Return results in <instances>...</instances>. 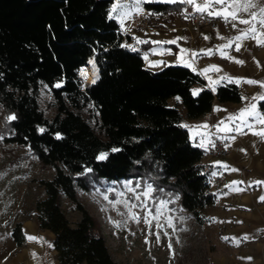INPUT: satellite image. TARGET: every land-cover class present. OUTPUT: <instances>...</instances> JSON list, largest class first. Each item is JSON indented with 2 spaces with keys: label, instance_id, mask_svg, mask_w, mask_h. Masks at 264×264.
Masks as SVG:
<instances>
[{
  "label": "trees",
  "instance_id": "16d2710c",
  "mask_svg": "<svg viewBox=\"0 0 264 264\" xmlns=\"http://www.w3.org/2000/svg\"><path fill=\"white\" fill-rule=\"evenodd\" d=\"M112 3L0 0L2 138L26 147L54 169L51 178L40 182L44 197L34 204V219L38 229L52 233L58 264H124L112 258L96 220L77 201V190H87L93 176H141L174 192L179 206L198 223L210 221L202 212L215 204L204 172V152L192 144L179 106L193 119L207 114L214 100L241 101L236 84L218 85L213 92L187 67L148 70L143 57L123 46L131 38L119 33L110 15ZM142 5L163 22L183 8L180 2ZM90 61L95 72L81 89L78 71ZM196 84L202 86L194 95ZM42 86L54 101L51 118L38 103ZM174 97L179 100L171 105ZM257 106L264 116V99ZM101 153H107L103 160L97 159ZM60 194L80 213L73 225L60 207ZM10 236L16 246L24 243L20 221L11 227Z\"/></svg>",
  "mask_w": 264,
  "mask_h": 264
},
{
  "label": "crops",
  "instance_id": "0c3cea01",
  "mask_svg": "<svg viewBox=\"0 0 264 264\" xmlns=\"http://www.w3.org/2000/svg\"><path fill=\"white\" fill-rule=\"evenodd\" d=\"M148 1L156 0H113L112 6L117 4L118 8L116 12H111L122 35L136 39L148 53L144 60L148 70L180 65L198 73L204 81L203 86L213 92L218 85L225 83L236 84L240 91V102L214 100L210 111L198 118H186L184 109L181 110L182 125L187 129L192 144L204 153L212 144L211 124L218 133L230 136L227 155L211 160L212 166H220L226 171L228 186L224 191L214 193V206L203 209V213L210 218L208 222L214 224L220 237L215 264H264V201L260 199L264 196V183H254L264 181V136L254 134L264 128V124L256 119L263 116L257 102L264 97V87L261 86L264 84V44L257 43L259 36L253 38L251 33L243 35L248 31V24L239 23L238 19L226 20L219 15H209V12L222 8L220 4H213L212 0H207L211 6L203 13L216 22L214 28L194 29L183 6L182 11L174 14L168 22L161 21L158 13L149 12L148 28L137 32L131 23V10L137 4ZM227 2L239 5V19H249L255 9L254 6L245 9L249 0ZM195 3L202 5L205 0H195ZM251 3L254 5V0ZM256 28L258 32H264L258 22ZM238 36L241 37L239 40L236 39ZM226 44L230 46L224 47ZM196 86L200 89L202 85ZM172 100L170 98L169 102ZM253 104L256 105L255 114L246 116V122L229 120V117L238 116L241 110ZM221 121L224 123L221 124ZM202 125L207 127H200ZM248 125H251V130ZM225 126L233 130L221 131ZM238 126L241 132L235 130ZM234 181L237 183L234 184ZM18 221L21 222L25 241L21 246H16L10 236L11 228L0 233V264H58L56 251L52 247V233L38 229L36 221L31 218ZM28 236L42 239L30 241Z\"/></svg>",
  "mask_w": 264,
  "mask_h": 264
},
{
  "label": "rangeland",
  "instance_id": "374dc122",
  "mask_svg": "<svg viewBox=\"0 0 264 264\" xmlns=\"http://www.w3.org/2000/svg\"><path fill=\"white\" fill-rule=\"evenodd\" d=\"M254 8L258 18H262L260 9L264 8V0H254ZM78 75L82 79L80 87L84 89L89 85H83L87 83L89 76L86 75L85 78L80 70ZM196 90L200 89L194 85L192 92ZM37 98L45 116L51 118L56 110L45 86L40 88ZM176 99L179 100L174 97L170 104ZM179 108L183 110L181 105ZM4 118L5 114L0 109V233L10 229L18 220H35L34 204L44 197L40 182L51 178L54 173L51 166L42 164L26 147L3 141ZM92 125L96 127L93 120ZM149 187L151 192L148 191ZM76 198L96 220L98 231L103 236L110 255L118 262L215 264L220 237L214 224L198 223L179 206L178 196L174 192L155 186L151 180L137 175L119 180L93 176L89 178L87 190H77ZM59 204L73 225L80 216L75 204L62 194L59 195ZM155 216L158 219H153ZM145 217L150 223H145ZM117 223L119 227L116 226Z\"/></svg>",
  "mask_w": 264,
  "mask_h": 264
},
{
  "label": "built area",
  "instance_id": "2783aa9c",
  "mask_svg": "<svg viewBox=\"0 0 264 264\" xmlns=\"http://www.w3.org/2000/svg\"><path fill=\"white\" fill-rule=\"evenodd\" d=\"M183 6L194 29H211L216 26V22L209 15L197 12L191 4L184 2ZM138 7L139 11H137V7L131 10L130 19L135 30L137 32H142L148 28L149 10L143 5H138ZM119 33L122 34L120 31ZM122 43L128 51L137 53L143 57V60L148 56V53L141 47L136 39L130 41L124 40ZM210 131L213 135L212 144L206 149L202 161L204 172L207 175L208 187L212 193H218L227 188L229 183L228 175L222 167L212 166L211 160L227 155L230 136L228 134L218 133L212 124L210 125Z\"/></svg>",
  "mask_w": 264,
  "mask_h": 264
},
{
  "label": "snow or ice",
  "instance_id": "6c2138e0",
  "mask_svg": "<svg viewBox=\"0 0 264 264\" xmlns=\"http://www.w3.org/2000/svg\"><path fill=\"white\" fill-rule=\"evenodd\" d=\"M186 3L188 4H193L195 6V10L197 12H205L211 5L207 2V0H205V3H203L202 5L201 4H196L195 3V0H185ZM212 3L213 4H220L222 5V8L218 11H214V12H209V15H219V16H222L224 19H228V18H231L233 20H239V23H242V24H248L249 25V28H248V31L243 33V35H248V33H251L253 34V38H256L257 36H259L260 38L257 39V43L258 44H264V32H258L257 28H256V22H258L260 24V27L261 28H264V8H261L260 9V17L262 18H258L257 14L255 12H253L251 14V17L249 19H239L238 16H237V12L240 10L239 9V5H237L236 3H231L229 4L227 2V0H212ZM254 5L251 3V0H249V3L247 5H245V9L249 8V7H253ZM117 8H118V5L117 4H113L112 6V10L111 12H116L117 11ZM137 11H139V7H138V4H137ZM111 15V13H110ZM235 26V25H234ZM241 37H236L237 40H239ZM170 43H174V41H170ZM230 45H225L224 47H229ZM236 48L237 50H239V45L237 44L236 45ZM238 63H242V61H237ZM91 63V61H90ZM214 70H219V69H215ZM82 75H85V78H86V73L81 72ZM93 83H95V79L92 81ZM247 83H257L256 81H246ZM262 87H264V84H261ZM56 87H60L59 84L56 85ZM194 95L198 94V90L194 91L193 92ZM262 99H264V97H261ZM255 109H256V105L253 104L250 106V108H245L243 110L240 111L239 115L236 116V117H229V120H233V119H240L241 121L243 122H246L245 118L246 116H251V115H254L255 114ZM8 119H15V117L13 116H10L8 117ZM257 119V122L260 123V124H264V116H257L256 117ZM221 124H223L224 122L221 121L220 122ZM250 130H251V125H248ZM200 127H207V125H202ZM233 129L231 128H228L227 126H225L224 128L221 129V131H232ZM237 132H241L242 129L238 126L236 129H235ZM42 131V130H41ZM254 134L256 135H260V136H264V128H261L259 131H256L254 132ZM113 151H116V149H113ZM106 155L107 153H101L97 159L99 160H103L106 158ZM224 167H227L226 165ZM233 171H236V169H232ZM234 184L237 183V182H233ZM254 183H257V184H262L264 183V181H254ZM149 192H151V187H149L148 189ZM107 199V197H105ZM137 199H139V196L137 197ZM260 199L262 201H264V196L260 197ZM137 205H133V207H136ZM157 212H159V209H157ZM130 216H132V218L134 219H137V217H135L132 213H129ZM153 219H158V216H155L153 217ZM145 223H150V221L147 219V217H145ZM117 227H119V223L116 224ZM158 227H160V225H157ZM169 226L171 227V222L169 221ZM27 239H29L30 241L31 240H37V239H42V238H37V237H34V236H28ZM157 239H159V237H157ZM227 239V238H225ZM245 239H247V237H245ZM147 243V241H146ZM171 247V246H169Z\"/></svg>",
  "mask_w": 264,
  "mask_h": 264
},
{
  "label": "bare ground",
  "instance_id": "6f19581e",
  "mask_svg": "<svg viewBox=\"0 0 264 264\" xmlns=\"http://www.w3.org/2000/svg\"><path fill=\"white\" fill-rule=\"evenodd\" d=\"M82 70L84 73H86V75L89 76V78H92V76L95 72V65L92 62L86 63L80 67V74H81Z\"/></svg>",
  "mask_w": 264,
  "mask_h": 264
}]
</instances>
